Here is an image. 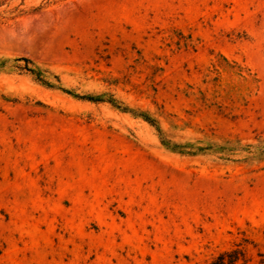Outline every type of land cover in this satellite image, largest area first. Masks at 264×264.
Wrapping results in <instances>:
<instances>
[{"label": "rangeland", "instance_id": "374dc122", "mask_svg": "<svg viewBox=\"0 0 264 264\" xmlns=\"http://www.w3.org/2000/svg\"><path fill=\"white\" fill-rule=\"evenodd\" d=\"M40 2L0 7V264H259L264 0Z\"/></svg>", "mask_w": 264, "mask_h": 264}, {"label": "trees", "instance_id": "16d2710c", "mask_svg": "<svg viewBox=\"0 0 264 264\" xmlns=\"http://www.w3.org/2000/svg\"><path fill=\"white\" fill-rule=\"evenodd\" d=\"M12 1H14V0H0V7L7 6L8 3L12 2ZM24 1L25 0H21V3L19 4V6L23 5ZM49 5H50V0H41V2L37 6H31L27 9V11L20 10L19 12L23 13V14H25V13H38V12L45 10ZM17 9H18V6L14 7L13 10L11 11V13H14ZM23 61L25 62L24 65H22V66L19 65L16 67L23 69V70H26L30 74L34 75L35 79L38 82H40L42 85H45L47 87H51L50 84H48L45 80H43L40 73H37V72L31 70L30 68H28V64L30 63L28 60L24 59ZM89 100L99 101V99L93 100L92 98H90ZM112 103H114V102H112ZM143 119L148 124H150L151 126H155L157 131L159 133H161V130L156 126L154 120H151L148 116H143ZM161 143L170 148L168 142H166L165 140H161ZM178 148L179 147L175 145V146L171 147L170 149L178 150ZM246 262H247V258H246L245 251L243 249L235 248L232 250H227V251H223V252L219 253L215 258L212 259V261L209 264H239V263L244 264ZM259 264H264V259L259 261Z\"/></svg>", "mask_w": 264, "mask_h": 264}]
</instances>
